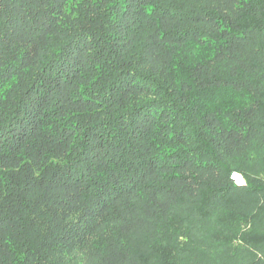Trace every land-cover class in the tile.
<instances>
[{"label":"trees","instance_id":"obj_1","mask_svg":"<svg viewBox=\"0 0 264 264\" xmlns=\"http://www.w3.org/2000/svg\"><path fill=\"white\" fill-rule=\"evenodd\" d=\"M0 264H264V0H0Z\"/></svg>","mask_w":264,"mask_h":264},{"label":"built area","instance_id":"obj_2","mask_svg":"<svg viewBox=\"0 0 264 264\" xmlns=\"http://www.w3.org/2000/svg\"><path fill=\"white\" fill-rule=\"evenodd\" d=\"M231 177L234 180L236 185L242 186L245 184V179L241 173L235 171L232 173Z\"/></svg>","mask_w":264,"mask_h":264}]
</instances>
